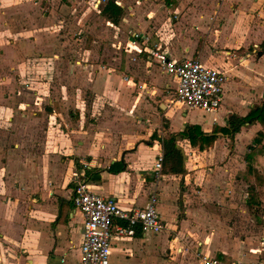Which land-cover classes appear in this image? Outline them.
<instances>
[{
    "label": "crops",
    "instance_id": "1",
    "mask_svg": "<svg viewBox=\"0 0 264 264\" xmlns=\"http://www.w3.org/2000/svg\"><path fill=\"white\" fill-rule=\"evenodd\" d=\"M84 1L0 0V264H80L84 215L74 203L77 176L126 209L144 207L154 191L158 196L164 230L144 234L138 227L126 237L114 233L112 264H175L162 257L167 249L186 257L202 251L225 259H264L259 256L264 229L257 242L251 230L233 235L224 218L237 205L242 185L249 192L264 188V124L247 122L235 133L228 124L231 116L244 118L264 102V53L259 52L264 0H192L195 6L163 0L165 9L156 0H115L123 9L116 24L101 12L108 0H101L99 10L93 8L96 0ZM66 9L67 15L75 13L83 48L64 58L63 50L75 52L65 38ZM161 10L188 16V36L179 33L165 42L173 58L194 57L226 73L218 110L189 109L174 97L158 102L170 96L177 80L160 72L140 46L131 45V35L140 31L151 42L165 44L150 30L152 15ZM20 15L27 21L19 22ZM96 17L105 24L95 23ZM50 45L58 47L56 62L68 64L60 72L67 84L53 85L55 98L43 81L22 84L26 66L46 60L35 56ZM101 45L103 54L97 51ZM110 45L117 54L105 53ZM43 98L46 102L37 101ZM199 113L204 119L196 117ZM186 125L200 126L214 143L201 149L179 138L184 173L162 168L156 179L160 138ZM122 160L124 170L110 169ZM179 201L187 217H178ZM184 234L187 243L176 245ZM195 235L197 242L191 238Z\"/></svg>",
    "mask_w": 264,
    "mask_h": 264
},
{
    "label": "built area",
    "instance_id": "2",
    "mask_svg": "<svg viewBox=\"0 0 264 264\" xmlns=\"http://www.w3.org/2000/svg\"><path fill=\"white\" fill-rule=\"evenodd\" d=\"M101 0H96L99 6ZM131 45L140 46L139 52L154 59L160 72L174 76L177 86L174 99L188 108L214 112L221 106L227 75L217 67L202 63L194 57L175 59L162 43L151 42L148 34L134 31ZM163 152L157 156L153 170L155 178L162 176ZM158 196L152 192L144 207L126 209L112 197H105L89 189L81 176L76 177L74 203L84 215L82 258L80 264H112V237L133 236L139 227L144 233L157 234L166 222L158 210ZM121 219L124 223H116ZM199 264H264V259H225L197 252Z\"/></svg>",
    "mask_w": 264,
    "mask_h": 264
},
{
    "label": "rangeland",
    "instance_id": "3",
    "mask_svg": "<svg viewBox=\"0 0 264 264\" xmlns=\"http://www.w3.org/2000/svg\"><path fill=\"white\" fill-rule=\"evenodd\" d=\"M87 1L88 0H85L83 4L88 5ZM156 1H157V3L158 2L164 3L163 0H156ZM193 2L194 1H192V0L191 1L188 0L187 3H185V4L189 5V6H192V5L195 6L196 4H194ZM177 3H179V0H177ZM165 6H167V5L166 4L162 5V7H163L162 9H165L164 8ZM159 7H161V5H159ZM93 8L96 10H99V6L98 7L94 6ZM66 10H67V13H63V16L66 18L65 21L67 24L66 25L67 29L64 31L65 38L67 40L68 46L69 45L75 46V52H74V49H73V51H71L72 48H70L68 51L63 50L64 54L62 57H64V58H66V56L69 57L72 55H76V56L79 55L81 48H83L82 47L83 44L81 42H79L80 40H77L78 36H80L81 31L79 32V30L76 29L77 19L73 15L75 13H70L69 15H67L69 12V9H66ZM152 16H153V19H151L152 23L150 24V27L151 28L153 27V28L152 29L150 27L149 28H150V30L154 31V33H153L154 36H156L158 39L160 38L162 41H164V43L166 41L168 42L174 38H177L179 33L181 34V37L188 36V24H189L188 23V16L185 15L184 12H177L176 10L175 11L161 10L156 15H152ZM18 17H19V20H20V18H22L19 22L27 21V18H25L24 15H20ZM88 18H90V17L86 16V21L88 20ZM91 18H94V17H91ZM16 20L18 21V19H16ZM94 20H95V23L98 22L101 24H105V21L102 20L101 18L96 17ZM55 21H57V18ZM176 22H179V23H176ZM177 25L180 28H178ZM186 25H187V27H186ZM98 27H100V25ZM116 32L119 33V30H116ZM97 33L104 34L105 40H107V42H112L111 37H110V39H108L109 35L107 33L98 32V31H97ZM82 34L84 35L83 32H82ZM95 37L98 38L96 33H95ZM57 38H59V37L55 35V39H57ZM115 40H118V38H115ZM97 44H99V43L97 42ZM163 45L166 47V43ZM108 46H109V44H108ZM57 48L58 47H55V46L52 47L50 45L48 49L42 50V52L39 51L38 53H42V54H37V56H35V58L45 57L46 60L41 61L39 59V60L31 63L32 67L26 66L25 70L27 69V74H29V75L26 74L27 81L22 82V84H25V85L26 84L30 85L31 83H33L34 85H36V84L39 85L40 81L45 82L46 90L50 89L53 91V92H51L52 98H55V96L57 94L56 92H58L56 89L57 87H53V85L58 86L59 84L62 85V83H63V85L67 84L66 82H64V81H66V79L62 77L60 72L62 70V66L66 67V66H68V64L66 62H63V61H60L61 63L56 62L58 60V58L54 57L53 54L57 53V50H58ZM102 48H103V45H101V49H97V51L100 50L101 54H103V51H104V50L102 51ZM105 53L108 55H115L118 53V50H116L114 47H112L110 45V47L108 49H106ZM97 55H98V52H97ZM34 73H37V75H35ZM174 89H175L174 87L171 88V92H169L170 96L167 93L168 97L167 98L165 97L166 99H160L158 102L159 103L169 102V98L174 97ZM58 98H61V97L59 96ZM37 101H41L42 103L46 102L44 98L41 100L37 99ZM57 103H58V101H57ZM51 108H53V107H51ZM56 109H59L57 105H56ZM196 117L204 119L203 114H201V113L197 114ZM150 118H152V117L150 116ZM250 192H253L254 197H255V202H252L251 204H247L246 199L248 198V196H249L248 193H250ZM250 192L248 191L247 187L242 185V189L238 190V194L236 195L237 197L235 198L237 205L234 207L232 212L227 211L225 213L226 215H224V218L227 221L226 225L228 226V229L231 227L235 230V231H233V235L238 233L236 235L239 237L240 236L242 237L246 234V232H244V234H241V232L243 233L242 230H246V231L251 230L250 236H251V238H253L252 240H254V241L257 240V242H258L259 236L264 229V188H258L256 191L253 189V191H250ZM213 202H214L213 203L214 206L216 207L218 205L217 204L218 202H216L215 199L213 200ZM179 206L180 207H179L178 212H177L178 217H180V218L185 217L187 215V211H185V207H183V205L180 204V201H179ZM209 209H211V207ZM219 209H220V207H219ZM226 209H229V208H226ZM214 210H217V207L214 208ZM252 215H255V217L252 218L251 217ZM212 227L213 228H210L209 231L216 229V225L212 226ZM185 232L187 233L188 230H185ZM174 233H173V235L171 234L170 238L174 236ZM194 237H195V239H194ZM194 237H191L192 241H194V242H197V240L199 241V239H198L199 237L197 235H195ZM186 240H187L186 235L183 236V238H181L179 235L178 240H176V242H174V243L176 245H178L179 243L184 244V243H187V242H185ZM230 241H232V240H230ZM261 241H262V244H264V241L263 240H261ZM185 249H188V252L190 251L188 244H185ZM255 254L257 255V253H255ZM174 255H175V258L171 259V257ZM259 256L264 257V246H263V249H262L261 254ZM162 257L164 258L165 261L175 262V264H198L197 257L194 253L188 254V257H186L184 254H181V255L180 254L179 255L171 254V250L167 249L163 253Z\"/></svg>",
    "mask_w": 264,
    "mask_h": 264
},
{
    "label": "trees",
    "instance_id": "4",
    "mask_svg": "<svg viewBox=\"0 0 264 264\" xmlns=\"http://www.w3.org/2000/svg\"><path fill=\"white\" fill-rule=\"evenodd\" d=\"M101 12L108 17L112 23L116 24L121 19L123 9L115 2V0H108L102 7ZM259 52L264 53V41L261 44V50ZM255 120L264 124V102L260 106L253 108L244 118H240L235 115L231 116L228 120V124L231 132L235 133L243 124L247 122L252 123ZM153 135L156 137V134ZM261 135H263V132H261ZM179 138H189L193 145L199 143L201 149L211 146L215 139L214 136H206L198 125H186L185 128L178 133H169L168 135L161 137L160 142L162 144L163 151L164 171L166 170L173 173H184L185 171L184 154L181 147L177 143ZM125 168L126 164L123 160L110 167V169L114 172L122 171ZM248 201H250V204L255 202L253 192L249 193Z\"/></svg>",
    "mask_w": 264,
    "mask_h": 264
}]
</instances>
